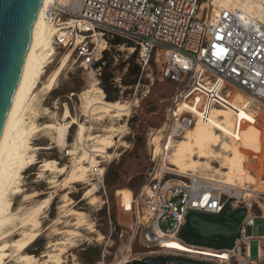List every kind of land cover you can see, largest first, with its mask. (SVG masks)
Instances as JSON below:
<instances>
[{"label": "built area", "instance_id": "2783aa9c", "mask_svg": "<svg viewBox=\"0 0 264 264\" xmlns=\"http://www.w3.org/2000/svg\"><path fill=\"white\" fill-rule=\"evenodd\" d=\"M44 18L53 33L55 54L72 51L94 75L101 74L110 46L128 45L137 51L142 69L154 60L161 65V78L178 86L166 121L152 139L145 183L132 197L131 208L125 209L133 214L130 231L140 233L146 245L159 246L166 237L197 247L204 252L197 255L199 262L264 264V232L253 235L257 219L264 226V191L250 197L241 187L235 194L223 180L193 171L180 173L167 164L172 142L195 123L183 102L192 103L184 95L196 80L210 85L222 78L225 96L236 88L247 94L251 107L264 106V22L215 6L213 0H50ZM90 174L98 191L104 186V169L92 167ZM241 207L247 210L244 220L227 247L194 245L181 236L191 211L221 214ZM252 241H257V260L251 256Z\"/></svg>", "mask_w": 264, "mask_h": 264}, {"label": "rangeland", "instance_id": "374dc122", "mask_svg": "<svg viewBox=\"0 0 264 264\" xmlns=\"http://www.w3.org/2000/svg\"><path fill=\"white\" fill-rule=\"evenodd\" d=\"M121 43L123 42L121 41ZM67 53L61 52L52 56V62L46 68L47 76L43 80H47L48 75L53 73ZM136 56L137 51L128 49V45L124 47L122 45L110 46L105 55V64L102 65L101 74L94 75V73L82 67L80 61H76L71 54L54 89L51 92L38 91L32 102V107L34 108L32 110L34 112L31 109L30 113L29 109L27 111L26 117L34 120L37 125L42 126L48 123L56 124L57 122H61L65 108L68 107L73 117L83 122L87 127H92V129L86 131L85 135L87 138L80 143L81 141L77 139L78 126L76 124L71 126L67 135L68 144L65 146L51 142L50 138L54 136V130L52 129H44L32 136V146H52V148L36 151L37 164L24 171L21 178L20 187L23 189L22 194H11L10 198L14 211L18 209L26 211L44 197L53 194L50 207L45 211V214H42V218L40 219V227L38 228L40 236L26 250V253L39 257L41 259L40 263L42 261L43 264H54L46 262L48 257L45 256L50 253L52 255H59L62 258L61 264H132L134 261L153 256H175L196 261L199 258L197 255L170 252L160 248L155 243L146 245L142 243L140 233L133 234L129 229L133 222V214L130 211H125V209L131 208L132 197L138 194L140 188L145 183L146 174L152 164L151 154L154 148L152 139L154 136L159 135V130L166 121L167 112L172 106L178 89L177 84L161 78V65L154 60L149 68L142 69L140 67V71L136 75L135 66L138 65ZM102 74H110L112 78L104 83L101 79ZM95 84L101 89L104 87L108 89V95L103 89L106 100L127 103L130 106L129 116H124L122 120L111 117L99 119L96 116H93L95 118L89 116V106L87 101H85L86 99L83 98L82 93L91 89ZM204 85L200 80H196L184 95L185 98L191 99L192 103L188 102L191 104H187L183 102V105L195 117L197 112L202 110L194 106V100L200 93L199 89ZM205 86L210 87L211 84ZM234 93L235 95L226 101L234 102L233 104L238 106L244 105L248 97L247 94L236 88H232L230 95ZM202 94L203 92L201 91L200 96ZM222 96L225 97V94L222 93ZM221 104L218 102L214 107L224 111V104ZM254 105L256 106V104ZM255 106L254 108L251 107V110H253L257 122L260 124L258 126L264 130V106H259V108ZM46 111L48 112L46 113ZM222 120L227 123L229 117L224 116ZM121 125H125L124 130L121 129L122 131L118 132V135L114 137L115 145L108 150L110 157L105 155L96 156L93 152H90L94 141L90 140L89 136H105V129L111 126L120 128L119 126ZM214 131L223 136L225 140L227 139L221 127H215ZM255 132V130L244 131L243 135L250 137ZM182 139L183 137H179L172 142L167 152V164L173 168L176 167L170 163V158L174 152L175 145ZM259 140L264 144V138L259 137ZM227 142H229L228 139ZM74 149L77 151L76 154H72ZM85 152H88V155L93 154L94 156L92 155L91 157L96 162L93 164L89 160L84 161V164L89 168L84 182L76 183L65 190L61 185L50 188L51 185L47 181L54 178L61 183L66 175L56 176V174L44 172L42 177H39L41 171L39 167L40 162L55 160L58 162V165L66 166L67 170L70 171L73 169V164L76 161L74 156L80 157ZM194 159H196L195 155L189 157V161ZM241 159L245 171L254 178L253 182L246 177H234L223 174L227 170L222 168L220 159H209L208 161L212 167L210 169L205 168L204 164L198 162L197 167L186 172H199L220 180L231 178L235 182V189L239 190L241 187L247 188L248 192H250L247 196L250 197L254 196L255 191H264V156L256 158L252 153L246 152ZM201 161L207 160L202 159ZM95 166L104 169V186L98 189L95 193L96 195L88 196L86 195L88 190L95 185L99 188L97 183L92 180L90 174L91 168ZM216 168L223 172H220V174L216 173ZM34 192H37L39 195L31 199L25 197ZM67 192H69L68 195L74 201L71 209L85 213L87 223L91 224L94 228L93 232H90L85 227L76 226L73 217H67L63 212H60L61 209L59 207L63 203V195ZM93 197L95 198L93 199ZM28 229L20 227L18 232H14L4 240L5 243L9 246L10 242L23 238V231H28ZM263 232V220L257 219L253 235L261 236ZM57 241H64V243L56 248L49 246ZM250 250L252 259L257 260V241L251 242ZM8 254L10 257L4 264H20L18 253L10 246L8 247Z\"/></svg>", "mask_w": 264, "mask_h": 264}, {"label": "bare ground", "instance_id": "6f19581e", "mask_svg": "<svg viewBox=\"0 0 264 264\" xmlns=\"http://www.w3.org/2000/svg\"><path fill=\"white\" fill-rule=\"evenodd\" d=\"M49 1L50 0H43L42 8L34 27L31 45L26 56L19 86L15 93L13 104L7 116L3 134L0 139V264H4L10 257L8 254L9 246L18 253V261L20 264H43L42 261L40 263L41 259L39 257L26 253V250L40 236V230L38 229L40 227V219L42 218V214H45V211L50 207L53 194L44 197L26 211H20L19 209L14 211L10 198L11 194H22L23 189L20 187L21 178L24 171L37 164L36 151L52 148V146H32V136L44 129H52L54 130V136L50 138L51 142L57 143L60 146H65L68 144L67 135L69 128L74 124L78 126L77 139L81 141L80 143L87 138L85 135L86 131L92 129V127H87L83 122L73 117L68 107L65 108L62 121L56 124L48 123L39 126L34 120L26 117L28 109L30 113V109L32 110L33 108L32 102L37 92H51L54 89L59 76L65 69L72 54V51L68 52L62 58L61 63L53 73L48 75L47 80H43V78L47 76L46 68L52 62V56L55 54L53 33L44 18V10ZM213 3L220 8L240 10L264 22V0H213ZM225 84L226 82L222 78H218L210 87L204 85L199 89L200 93L198 97L195 96L194 106L201 108L202 111L197 112L196 120L192 128H190L183 139L178 141L175 145L174 152L171 158L169 157L170 163L176 167L178 172L185 173L187 170H192L194 167H197L199 163L204 164L205 168L207 167L210 169L212 167L208 160L220 159L222 168L227 171L223 172L216 168V173L220 174V172H223L225 175H232L234 177H246L253 182L254 178L245 171L241 158L246 152L252 153L256 158L258 156H264V144L259 140V137L264 138V130L258 126L259 123L257 122V118L252 115L250 111L251 101L249 97H247L242 106L233 104L234 102L232 103L231 101H226L232 98L236 92L233 95L229 94L223 97L221 88ZM201 91L203 94L200 96ZM82 96L88 103V114L91 117L96 116L99 119L102 117H111L122 120L124 116L128 117L130 114V106L127 103L106 100L104 98L105 92L103 89L96 86V84L93 85L91 89L83 92ZM218 102L224 104V111L214 107ZM32 112H34V110H32ZM47 112L48 111H46V113ZM224 116L229 117L227 123L222 120ZM119 127L120 128L113 126L108 127L105 129V136H89V139L94 141V145L91 146L90 152H93L96 156L105 155L110 157L108 150L115 145L114 137L118 135V132L122 131L121 129H123L125 125ZM215 127H221L223 129V134L229 142L214 131ZM249 130H255L256 132L253 136L245 137L243 132ZM76 153L77 151L74 149L72 154ZM92 155H88V152H85L80 157L74 156L76 161L73 164V169L70 171L67 170L66 166L58 165V162L55 160L40 162L39 167L41 171L39 177H42L44 172L56 174V176L66 175L61 183L54 178L49 179L47 182L51 185L50 188L61 185L63 189L67 190L72 185L85 181L89 168L84 164V161L89 160L90 163L94 164L96 160L91 157ZM192 155H195L196 159L189 161V157ZM202 159H206L207 161H201ZM223 182L234 189L235 194L239 192L238 189H235V182L232 181L231 178L223 180ZM96 192L97 187L95 185L87 191L86 195L93 196ZM68 194L69 192L63 195V203L59 207L61 209L60 212H63L67 217H73L76 226L85 227L90 232H93L94 228L91 224L87 223L85 213L76 209H71V206L74 205V201ZM38 195L37 192H34L25 197L31 199ZM94 198L95 197H93V199ZM19 224L21 225L19 226ZM20 227L29 229L28 231H23V238L10 242L8 246L4 240L10 237L14 232H18ZM63 243L64 241H57L49 246L56 248ZM159 246L165 250L179 254H204V252L197 247L184 244L174 238H161ZM206 255L212 254L206 253ZM45 257H48L46 262L48 261L54 264L62 263V258H60L59 255H52L50 253Z\"/></svg>", "mask_w": 264, "mask_h": 264}, {"label": "water", "instance_id": "95a60500", "mask_svg": "<svg viewBox=\"0 0 264 264\" xmlns=\"http://www.w3.org/2000/svg\"><path fill=\"white\" fill-rule=\"evenodd\" d=\"M42 4L43 0H0V139ZM246 211V207L221 214L191 211L181 236L193 241L208 240L210 246L223 247L233 242ZM138 261L142 264H208L175 256L145 257Z\"/></svg>", "mask_w": 264, "mask_h": 264}, {"label": "trees", "instance_id": "16d2710c", "mask_svg": "<svg viewBox=\"0 0 264 264\" xmlns=\"http://www.w3.org/2000/svg\"><path fill=\"white\" fill-rule=\"evenodd\" d=\"M119 41H120V40H117V42H119ZM104 59H105V57H104ZM139 71H140V66H139V65H136V66H135V72H136V75H138ZM111 78H112V76H110V74H102V77H101V79H102V81H103L104 83L108 82ZM134 81H135V80H134ZM103 89H104V91L106 92V94L108 95V94H109L108 89H106L105 87H104ZM107 98L110 100L109 97H107ZM183 238H184V237H183ZM184 240H185L186 242L190 243V244L202 245V246H210V245H208V244H206V243H201L200 241L188 240V239H186V238H184ZM229 245H230V243L227 244V245H225V246H223V247H227V246H229ZM211 247H214V246H211ZM216 248H222V247H216ZM132 264H142V263L139 262V261H134Z\"/></svg>", "mask_w": 264, "mask_h": 264}, {"label": "flooded vegetation", "instance_id": "af4514ba", "mask_svg": "<svg viewBox=\"0 0 264 264\" xmlns=\"http://www.w3.org/2000/svg\"><path fill=\"white\" fill-rule=\"evenodd\" d=\"M200 242L208 244V240H203V241H200Z\"/></svg>", "mask_w": 264, "mask_h": 264}]
</instances>
